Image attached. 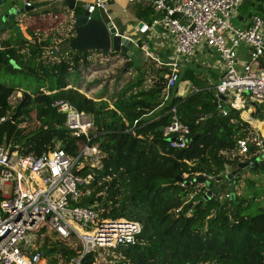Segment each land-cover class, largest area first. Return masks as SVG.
I'll use <instances>...</instances> for the list:
<instances>
[{
  "label": "trees",
  "instance_id": "obj_1",
  "mask_svg": "<svg viewBox=\"0 0 264 264\" xmlns=\"http://www.w3.org/2000/svg\"><path fill=\"white\" fill-rule=\"evenodd\" d=\"M252 4L256 11H249L248 17L259 14L264 18L262 3ZM137 7L133 23L144 20L149 25L160 15L145 2ZM36 28L31 24L22 28L27 40L15 29L0 40V72L26 74L32 78L29 84H35L29 91L0 80V119L7 117L0 121V144L17 145L24 154L34 155L60 148L72 157L79 155L82 143L98 146L100 167L86 165L80 171L93 173L94 179L81 186L89 192L81 195L79 204L95 207L104 218H126L142 225L138 241L123 247L125 258L115 264H264V205L256 203L264 192L257 177L259 168L264 167L257 165L245 178H235L233 197L230 181H216L227 167L256 159L258 148L252 143L247 157L238 152V140L255 135L253 127L242 118L245 109L229 107L223 115L214 85H208L206 77L190 66L183 69L178 81L189 80L198 90L181 96L176 85L171 98L160 106L164 69L153 60L149 67L147 60L134 63L131 56L115 51L110 54H120L126 59L127 69L122 74L133 67L135 75L110 99L105 93L88 96L80 87H68V75L90 65L88 56L102 51L83 54L71 50L69 56L58 58L59 46L69 48L73 33L63 38L51 30L41 37ZM137 40L142 49L150 43L142 37ZM54 47L58 48L55 54ZM47 52L54 58L47 59ZM11 60L19 67H14ZM148 75L153 77L149 85ZM217 76L214 74L215 79ZM16 91L22 92L18 100L22 102L7 116L12 109L9 98ZM58 100L90 114L89 139L83 134L74 135L66 126V114L54 105ZM172 106H176L180 119L190 127L188 144L183 148L171 147L164 136ZM29 120L36 125L23 133L21 125ZM204 175L211 177L207 181L217 190L195 208L194 204L208 189L199 181ZM180 178L186 184L184 187ZM237 185H242L244 191H238ZM191 192H195L193 205H183L190 214L180 215L176 209ZM38 242V248L47 251L50 264H69L83 249L79 241L70 244L57 239L54 233L44 234ZM92 256L84 255L81 262L91 263Z\"/></svg>",
  "mask_w": 264,
  "mask_h": 264
},
{
  "label": "built area",
  "instance_id": "obj_2",
  "mask_svg": "<svg viewBox=\"0 0 264 264\" xmlns=\"http://www.w3.org/2000/svg\"><path fill=\"white\" fill-rule=\"evenodd\" d=\"M125 1L150 4L160 15L152 19L148 28L161 27L172 36L171 53L167 59L143 46L147 57L164 69L165 86L160 106L171 98L184 60L192 58L202 45L215 51L223 65L219 81L215 84L218 106L223 115L227 114L229 107L246 109V97L264 106V18L261 15L253 14L249 25L241 27L232 22L238 17L241 0ZM26 4L31 5V2L26 0ZM84 6L89 12L101 10L109 15L107 0H93ZM73 18L74 14H71V28ZM241 46L247 48L246 59L239 56ZM88 58L93 57L89 55ZM18 93L22 95V92ZM21 97L16 99L14 93L10 96L12 109L7 116L13 113ZM54 105L66 114V126L74 135L88 137L92 129L90 114L68 102L58 100ZM168 112L171 119L164 128V136L176 137L168 141L170 146L183 148L188 144L190 127L180 119L176 106ZM253 112L242 118L251 123ZM251 143L258 148L255 160H264V134L256 130L254 136L238 140V152L247 157ZM12 147L16 150L12 151ZM79 151L77 157L60 148L34 155L24 154L17 145L0 144V264H50L47 251L38 248L39 237L46 233H54L57 239L70 244H76V240L82 244L81 254L72 257L69 264H83L81 259L86 254L93 255L92 262L88 264H115L125 258L122 248L138 241L142 230L138 221L104 218L95 207L79 204L81 195L89 192L88 188L84 191L81 186L94 179L93 173L83 174L81 169L86 165L100 167L101 164L97 145L82 143ZM76 168L79 171L73 174ZM210 178L204 175L200 184L205 186ZM180 184L186 185L183 180ZM194 195L195 192L188 194L176 212L189 215L183 205L192 203ZM91 224V231L85 232Z\"/></svg>",
  "mask_w": 264,
  "mask_h": 264
},
{
  "label": "crops",
  "instance_id": "obj_3",
  "mask_svg": "<svg viewBox=\"0 0 264 264\" xmlns=\"http://www.w3.org/2000/svg\"><path fill=\"white\" fill-rule=\"evenodd\" d=\"M31 2V5L33 6V9L30 10L24 17H21V19H24L25 25H21L23 27H28L31 25H38V24H44L46 29H50L49 31H45V34L42 35L43 37H46L48 33L51 30H56L61 36L62 32L61 28H65L64 24L68 23V27L65 28V34L68 35L72 30L70 26V17L71 14L74 12L71 10H67L68 4L65 0H28ZM64 1L66 2V5L64 4ZM93 0H76V5H85L87 2H92ZM138 4L130 3L125 0H107V7L109 10V15L105 13L104 11L97 10L100 12L102 18L106 21H112L117 29L119 31H122L125 35L129 36L132 39L137 40V38H143V39H152L155 40V44L157 46V53L156 50H151L150 48L154 45L152 42L151 45H147L146 47L148 50L156 55H159L163 59H167L168 56L171 53V44H172V36L171 34L161 28V27H155L153 29L148 28V25L146 21L139 20L138 23H133V17L136 15L138 11ZM251 17V16H250ZM250 17L248 24L245 25L246 17L239 14L238 11V21L240 24H243L241 27H247L250 23ZM141 24V26H139ZM146 30V33H142L139 31ZM73 33V32H72ZM56 39V38H55ZM59 41L61 39H58ZM150 41V40H149ZM58 49V48H57ZM155 51V52H154ZM96 53V52H95ZM100 54V53H99ZM146 54V53H145ZM106 56V55H105ZM120 56V54H118ZM239 56L241 59L247 58V48L245 46H241L239 49ZM122 57V56H121ZM108 60V58H106ZM264 61V58H263ZM94 65L95 62L91 60L90 65ZM187 66H190L192 69H195L196 71H200L202 76L206 77L208 85H214L219 81V78L221 76L223 65L222 62L218 56V54L213 51L210 48H207L205 46H199L197 49L196 54L190 58L184 60V66L183 69L187 68ZM206 68V69H204ZM182 69V71H183ZM97 71V70H96ZM206 72L209 73V76L206 75ZM214 74H217V79H215ZM177 94L184 96L189 91L194 89L196 85H194L189 80H184L177 82ZM84 88V85L81 89ZM248 105V104H247ZM260 111H258L254 106L248 105L245 109V112L247 115L248 112L251 113V119L249 123L254 130L258 131V133L264 134V106L259 105ZM262 178V176H257ZM261 184V180H260ZM262 198V197H261Z\"/></svg>",
  "mask_w": 264,
  "mask_h": 264
},
{
  "label": "water",
  "instance_id": "obj_4",
  "mask_svg": "<svg viewBox=\"0 0 264 264\" xmlns=\"http://www.w3.org/2000/svg\"><path fill=\"white\" fill-rule=\"evenodd\" d=\"M68 4V9L73 11L74 18L72 28L74 29L73 36L68 41V46L70 50L77 51L79 53L85 54L90 50H100L105 55H108L111 51L119 52L127 54L128 56L132 55L131 47L136 44L137 41L135 39L130 38L125 35L122 31H119L116 25L112 22H106L99 11L89 12L84 5H76V0H65ZM0 10L2 14L0 15L3 23L0 24V32L5 30L7 25L5 22L7 21H16L12 27L17 32L24 36L25 40L28 38L25 37L24 32L22 30V26L18 21L21 17H24L30 10L33 9L32 5L24 4L19 5L15 0H0ZM141 26V24L139 25ZM151 45V43H149ZM57 48L54 47L52 52L55 54ZM14 67H19L18 64L14 60H11ZM127 65V63H126ZM246 101L248 105L254 106L258 111H260V107L257 103L252 102L246 97ZM22 101L17 103V106L21 104ZM177 139L176 137H169L168 141ZM16 150V147H12V151ZM257 165L264 167V160H255L250 163L249 161H242L234 164L232 167H227L226 172L223 175H219L216 178V181H223L224 183H229V191L230 195L234 196V184L235 178L241 177L245 178L247 172ZM79 171L78 168L74 169L73 174H76ZM180 181L182 178L179 179ZM200 182H203V178H199ZM206 185L208 189L203 194L202 199L197 201L194 204V207H198L203 201L209 200L213 197L217 188L211 185V182L206 181ZM216 203H220V199L216 200ZM190 206L193 203H189ZM196 264V263H192ZM211 264H218L213 262Z\"/></svg>",
  "mask_w": 264,
  "mask_h": 264
},
{
  "label": "rangeland",
  "instance_id": "obj_5",
  "mask_svg": "<svg viewBox=\"0 0 264 264\" xmlns=\"http://www.w3.org/2000/svg\"><path fill=\"white\" fill-rule=\"evenodd\" d=\"M25 1L26 0H16V2L19 3L20 6L24 5L26 3ZM253 2L255 3V5L262 3V5L264 6V0H241V4L239 5V8H238L239 13L243 14L246 17L245 25L248 24L249 22L248 12L251 10L256 11L255 6L252 4ZM0 22H2L1 17H0ZM13 22L14 21H10L6 29L0 32V40L8 37L12 32H14V29H11L10 27ZM232 22L236 26H239V25L243 26V24H240V22L238 21V18H234ZM18 23H20L21 25H25L24 19H20ZM40 25L42 24L35 25L37 26L35 31L39 33L38 34L39 36L43 37L42 33L45 34V31H49L50 29L49 28L46 29V27H44L42 30H40L38 29ZM64 27L65 28L68 27V23L64 24ZM65 28L63 29L61 28V31H64L62 32V36L63 38H68V36L72 35L73 30L71 29L72 31L66 36L64 35L66 32ZM40 32L42 33L40 34ZM262 32L264 34V27L262 29ZM149 40H150L149 42H152L154 44L150 49L156 50V52L155 51L154 52L157 53V46L155 44L156 43L155 40L152 39V37ZM131 51H132L131 57L134 63L141 64V62L147 60L148 64L146 66L149 67L152 65V60L149 57H147V55L145 54L142 48L134 44L131 47ZM95 52L91 54L93 58L92 59L90 58L91 60H93V62H95V64L88 65L86 67L82 66L80 70H72L70 74L68 75V80L70 82V85L75 88H78V87L82 88L84 85V88L81 89V91H83L88 96H97L98 94L105 93L107 94L106 97L110 99L111 97H113L117 89L128 78L135 75V68L132 67L128 69V72L122 74V72L127 69V65L125 63L126 62L125 57H123L122 55L118 56V54L113 55L110 53L105 56L103 52H100V54L97 51ZM70 53H71L70 48L66 46L63 47L61 45L59 46L57 57L58 58L62 56L67 57L69 56ZM46 58L52 59L54 57H52L50 53L47 52ZM106 58H108V60H106ZM88 67L90 68V70H87ZM121 68H122V71H120ZM206 75L211 77L208 72H206ZM31 79H32L31 77L23 73L10 74L7 72H0L1 81H5L8 83H14L18 85V87H20L21 89L29 88V91L35 88L34 83L29 84L32 81ZM152 80H153V77L151 75H148L146 84L147 85L151 84ZM18 92H21V91H17L14 93L16 99L22 96V95H19ZM35 125L36 123L32 120L25 122L23 125H21V129L23 130L22 132L26 133L27 131L34 128ZM93 158H94L93 161H95V157ZM88 162H91V160L89 159ZM259 171H260V176H262V178L260 179L261 185L264 188V168L260 167ZM248 174H249V171H248ZM242 185L241 186L237 185L236 189L238 191H244ZM222 199H223V196H222ZM256 203L264 205V192L262 193V198H258Z\"/></svg>",
  "mask_w": 264,
  "mask_h": 264
},
{
  "label": "flooded vegetation",
  "instance_id": "obj_6",
  "mask_svg": "<svg viewBox=\"0 0 264 264\" xmlns=\"http://www.w3.org/2000/svg\"><path fill=\"white\" fill-rule=\"evenodd\" d=\"M8 1V0H7ZM16 1V0H15ZM26 2V1H25ZM19 4V3H18ZM1 11V10H0ZM2 14V11H1V13H0V15ZM19 22V21H18ZM1 23H3V22H0V24ZM6 23V25H8L9 24V21H7V22H5ZM15 23H17V20L16 21H14L12 24H11V26H13ZM10 26V27H11Z\"/></svg>",
  "mask_w": 264,
  "mask_h": 264
},
{
  "label": "bare ground",
  "instance_id": "obj_7",
  "mask_svg": "<svg viewBox=\"0 0 264 264\" xmlns=\"http://www.w3.org/2000/svg\"><path fill=\"white\" fill-rule=\"evenodd\" d=\"M92 227H93V225L91 224V225H90V227H89V228H87V229H85L84 231H85V232H90V231H91V229H92Z\"/></svg>",
  "mask_w": 264,
  "mask_h": 264
}]
</instances>
